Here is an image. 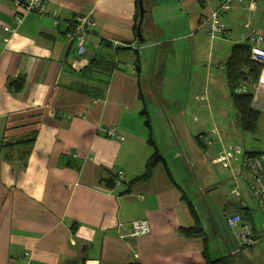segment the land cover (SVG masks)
<instances>
[{
    "label": "crops",
    "instance_id": "0c3cea01",
    "mask_svg": "<svg viewBox=\"0 0 264 264\" xmlns=\"http://www.w3.org/2000/svg\"><path fill=\"white\" fill-rule=\"evenodd\" d=\"M170 1L172 20L180 16L181 24L173 25L179 33L169 35L164 21L157 19L159 0L150 11L144 5L141 42L135 29L136 0H50L43 15L22 14L13 0H0V264H206L208 257L217 258L208 234L205 252L203 237L181 231L194 225L190 202L205 228L204 214L215 217L208 201L214 183L201 164L206 157L191 156L197 145L204 148L201 134L213 138L206 148L218 149L220 158L225 144L241 147L229 140L244 131L227 87L224 64L229 56L221 58L225 53L213 43L225 36L212 37L200 26V18L216 10L220 0ZM91 11L96 26L80 55L66 32L76 14ZM17 17L22 18L19 25ZM4 26L15 30L11 34ZM182 39L191 40L186 45L195 64L207 67L208 81L205 90L180 97L176 107L164 110L165 135L173 145L168 157L156 136L144 88L148 84L151 92L156 83V90L164 92L167 63L144 80L141 52L173 51V42ZM103 61H113L114 68L108 72ZM20 77L24 87L16 91L9 83ZM212 78L226 83V94L209 92ZM249 89L254 108L262 113L254 133L264 136L263 68ZM113 126L117 137L108 135ZM156 147L165 162L138 180ZM234 161L221 163L231 170L233 184L244 187ZM172 162H181L187 171L174 170ZM119 172L124 173L122 182L108 187L107 180ZM141 219L149 221L150 232L132 236L133 221Z\"/></svg>",
    "mask_w": 264,
    "mask_h": 264
},
{
    "label": "rangeland",
    "instance_id": "374dc122",
    "mask_svg": "<svg viewBox=\"0 0 264 264\" xmlns=\"http://www.w3.org/2000/svg\"><path fill=\"white\" fill-rule=\"evenodd\" d=\"M160 1L162 2V8L156 15L157 19L164 21L165 24L163 27L166 29V33L168 31L169 35L179 33L174 30L173 25L181 24L180 16H178V19L175 17V19L172 20L174 17L172 14L174 11L172 13L171 1ZM236 1L237 0H235V2L233 1V6L236 4V7H233L227 14L221 16L226 25L229 28L231 27V32L228 35H225V38L227 37L228 39L225 41V38L218 37L213 41V43L216 42V46H220V50L225 53V55H221V58L223 59H226L229 56L234 43L243 42L241 36L248 33V29L245 28V24L248 21H252L253 26L264 28V0H259L257 3V9L253 11L249 9V2L244 3L243 5V3L240 4ZM154 2L159 5V0H144V5L150 11ZM159 35L160 34H157V37H159ZM190 41V39L177 40L176 42H173V51L168 49L167 51L161 50L159 55L157 54L158 51L156 48L149 49L150 51L148 54L146 51L141 52L143 60L142 76L144 77V80L145 77L151 80L152 77H154L155 71L163 69L167 63L168 77L165 81L166 84H164V92H158L156 90V83L151 92H147L149 89L148 84L144 83V88L146 90V103L150 108L149 110L156 129V136L160 138V143L164 144H161L160 147L166 151L168 157L170 155V148L173 145L165 135L166 129L164 130L163 123L166 121V114L164 113L166 111L164 110H167L169 107H176L181 100L180 97L184 98L191 95V92L205 90L206 82L208 81L207 67L195 64L193 52L186 45ZM159 78L161 80V76H159ZM193 81L197 83L200 82L201 84L195 87ZM211 81L212 82H209L211 83V89L209 92H216L220 96L227 93L226 83L223 80H221L220 83L215 80V78H212ZM165 90L168 92H165ZM161 94H164V96H171V98L166 97L165 100ZM230 138V143L239 144L246 151L248 149H264L263 135L243 132V135L234 134ZM256 138L261 139L262 142H259ZM224 146L229 147L232 145L225 144ZM197 148L198 152H193L191 157L192 159L196 158L200 160L203 156L206 157L205 162H202L201 164L206 168L207 172H209L211 179L210 182L214 183L209 190L210 195L208 201L210 205L212 204L211 210L215 217L212 220L207 214H204L203 219L206 226L205 231L210 239V247L212 248V251L217 254L215 257L230 256L237 264H264V242L258 241L252 245H244L237 233L240 227L232 228L226 220L228 214L232 212L236 206L249 207L252 209L253 219H248L247 223L255 227L257 231L254 232L260 233L263 230L264 218L259 211L256 201L252 198H235L230 194L232 185H234L231 178H229L231 170L223 166L221 163L218 149L210 147L207 150V148H201L199 145H197ZM172 167L174 170H178L179 168L181 169L184 167V165L182 166L181 162L178 164L172 162ZM183 169L187 171L186 169H188V167H184ZM210 170H212V173ZM228 201L234 204L230 205ZM226 203L228 205L227 207L225 205L224 208L223 206ZM201 205H204L203 209ZM199 207L200 210H202V213H206L207 210L205 209L206 207L203 202H200Z\"/></svg>",
    "mask_w": 264,
    "mask_h": 264
},
{
    "label": "built area",
    "instance_id": "2783aa9c",
    "mask_svg": "<svg viewBox=\"0 0 264 264\" xmlns=\"http://www.w3.org/2000/svg\"><path fill=\"white\" fill-rule=\"evenodd\" d=\"M15 5L20 9V13L26 14L33 12L37 14H48L50 0H13ZM245 1V0H241ZM249 9L256 10L259 0H248ZM232 8L231 0H222L220 6L211 13L204 15L200 18V26H206L212 37L218 35L225 36L231 32L230 28L222 20L221 16L227 14ZM93 12L76 14L70 20V29L67 32V37L75 45L76 52L83 55L87 51L86 43L87 37L96 26ZM54 18H57L58 13L54 11ZM22 21L21 17L16 18L19 25ZM11 34L14 28L4 26ZM248 28V33L242 35V41L250 45L251 57L254 61L260 63L263 68L264 75V28L253 26L252 21L245 24ZM119 44L118 41H114ZM205 98V96L203 97ZM110 137L118 136V129L110 127L108 129ZM203 142L208 145L213 142L212 137L203 135L201 137ZM220 160L225 166H230L232 161L237 162L239 174L243 177L244 187L240 183L235 184L230 193L235 198H252L256 201L259 210L264 218V152L261 153H248L242 147L233 145L226 147L220 152ZM124 173L119 172L116 178V184H120L123 180ZM229 226L232 228L241 227L239 238L244 245H252L258 241L264 242V223L263 230L260 233L254 232L253 228L247 222H244L242 215L239 212L232 213L228 217ZM151 230L150 223L147 219L135 220L132 223V236H140L149 233ZM257 231V230H256ZM28 254V253H26Z\"/></svg>",
    "mask_w": 264,
    "mask_h": 264
},
{
    "label": "trees",
    "instance_id": "16d2710c",
    "mask_svg": "<svg viewBox=\"0 0 264 264\" xmlns=\"http://www.w3.org/2000/svg\"><path fill=\"white\" fill-rule=\"evenodd\" d=\"M139 1L140 0H136L137 3V12L135 18L136 30L140 19ZM221 2L222 0H220V4ZM134 62L138 72H140L142 61L138 50L135 51ZM102 63H103L102 66H104L105 70H107L108 72L114 68L113 61H103ZM224 66H225L227 87L230 92V97L233 106L237 111L240 128L244 132L254 133L257 131L259 127L262 113L259 110L255 109L253 106L254 93L251 89H249V85L255 83L258 80L262 69V65L252 59L250 45L247 42H237L232 46L230 55L227 58ZM24 83H25V79L20 77L17 79H12L9 83V86L15 89L16 91H21L24 87ZM243 84H246L247 86L246 87L244 86L245 87L244 88ZM142 114L146 115V124L148 127H150V118L148 113L144 110L142 111ZM203 135L205 136L207 134L205 133L201 134L199 137L201 138ZM151 142L152 144L155 145L152 138H151ZM201 142L204 148L208 146V144L203 142L202 139ZM246 152L261 153L256 151H246ZM160 162H165V158L158 151V148L156 147L154 153L147 162L145 173L137 179L138 180L147 179L151 175L154 167ZM116 178L117 176H115L113 181L107 180L106 185L108 187H114L116 185ZM190 207H191L192 216L194 218V225L191 226L190 228H182L181 231L188 236L203 237L205 241V252H207L209 239L206 235L207 233L205 231V227L201 221L199 213L197 212L192 202H190ZM235 212L241 213L244 222H247L248 219L250 220L253 219V213L249 207L238 206L232 212L229 213V216ZM251 227L254 229V226ZM254 230L256 231V229ZM129 264H139V263L130 262ZM206 264H237V263L234 262L232 257L223 256L216 259H210V257H208Z\"/></svg>",
    "mask_w": 264,
    "mask_h": 264
},
{
    "label": "water",
    "instance_id": "95a60500",
    "mask_svg": "<svg viewBox=\"0 0 264 264\" xmlns=\"http://www.w3.org/2000/svg\"><path fill=\"white\" fill-rule=\"evenodd\" d=\"M139 8H140V19L138 22V35H139V39L141 42H144V36H143V31H142V26H143V22H144V18H145V7H144V0H140L139 1Z\"/></svg>",
    "mask_w": 264,
    "mask_h": 264
}]
</instances>
